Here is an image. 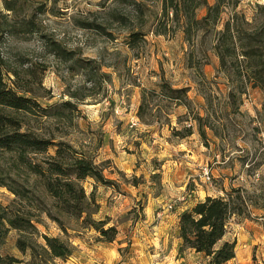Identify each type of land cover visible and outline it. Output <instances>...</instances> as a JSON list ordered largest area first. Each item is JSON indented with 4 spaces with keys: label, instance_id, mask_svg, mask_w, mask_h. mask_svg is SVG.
<instances>
[{
    "label": "rangeland",
    "instance_id": "rangeland-1",
    "mask_svg": "<svg viewBox=\"0 0 264 264\" xmlns=\"http://www.w3.org/2000/svg\"><path fill=\"white\" fill-rule=\"evenodd\" d=\"M214 2L207 0L210 5ZM257 3L264 0H239L235 11L254 22ZM231 8L223 7L216 29L223 28ZM206 11L202 6L195 16L200 18ZM170 19L171 15L167 22L161 18V0H0L2 58L18 69L32 66L40 75L42 84L34 87L41 106L59 108L63 101L75 106L62 109L64 116L54 115L56 109L31 117L28 125L104 162V174L116 182L115 186H94L91 178L82 182L86 194L94 187L100 213L94 218L112 219L119 232L111 256L91 252L98 243L94 228L77 233L68 228L66 235L44 213L33 217L37 232L32 240L36 243H43L42 233L68 238L77 247L72 258L82 264H155L162 257L158 235L162 233V240L175 238L177 213L206 195H221L222 188L244 186L250 190L252 185L264 184V89L247 80L241 84L233 73L226 77L212 48L213 31L195 29L188 41L181 23ZM165 23L166 33H156ZM131 31L144 34L129 42ZM45 37L84 60L94 59L106 77L77 66L69 68L71 62L61 63L44 48ZM160 79L173 87H187L192 111L203 115L208 106L215 133L206 129V137L201 138L183 105L172 104V113L166 117L177 128L191 124L192 133L183 138L172 134L161 111L158 119L147 116L153 120L151 124L140 121V89H158ZM229 91L235 98L228 97ZM151 103L165 109L164 99L155 97ZM13 161L10 154L0 152V168L50 203L37 180ZM134 176L136 186L132 185ZM0 203L28 207L4 186H0ZM31 205L37 213L36 204L32 201ZM253 224L264 230L263 210L252 209L249 219H230L225 237L231 239L234 232ZM19 237L17 230L10 229L0 252L20 259L16 264L30 263L29 250L25 254L16 247ZM91 256L97 262H90ZM188 259L195 264L205 260L194 255ZM34 260L39 262V258ZM48 264L69 263L50 260Z\"/></svg>",
    "mask_w": 264,
    "mask_h": 264
},
{
    "label": "trees",
    "instance_id": "trees-1",
    "mask_svg": "<svg viewBox=\"0 0 264 264\" xmlns=\"http://www.w3.org/2000/svg\"><path fill=\"white\" fill-rule=\"evenodd\" d=\"M238 2L239 0H215L210 5L207 0H161V18L167 22L171 15L170 20L181 23L188 41L192 40L195 29L213 31L212 48L218 58L220 70L224 71L226 77L229 78L233 73L241 84L247 80L253 86L264 89V3H257L254 22H249L241 13L235 11ZM202 6L207 11L197 18L195 11ZM224 6L232 7L230 16L222 29H216ZM6 8L12 10L10 6ZM32 23V20L28 21V26ZM89 26L97 25L90 23ZM165 26L166 23L156 33H166ZM143 34L140 31H131L128 34L129 42H135ZM42 42L44 48L61 63L71 62L69 68L77 66L106 77L94 59L84 60L49 37H45ZM41 84V77L36 75L32 66L26 69L11 67L0 54V152L10 154L14 160L13 165L23 168L28 176H33L50 199V203L46 204L34 191L27 189L24 183L0 168V186L6 187L14 197L28 204V207L21 208L0 203V244L10 229L17 230L20 237L16 247L22 253L26 254L27 250L30 252L32 261L27 264H36L34 259L37 258V264H48L54 259L65 260L77 250L70 239L61 236L42 233V244L33 241L32 236L37 232L33 217L40 214L44 213L66 235L68 228L77 233L80 229L89 227L98 233L95 238L97 242L108 243L115 241L117 234L116 226L109 224V219L94 218L99 206L95 201L94 187L86 194L82 183L86 178H91L94 186H115L116 182L104 174L105 163L96 162L91 155L78 150L71 143L44 136L28 125L31 117L50 114L56 109L58 111L54 115L64 116L62 109L75 108L70 101H63L59 108L41 106L35 94V87L39 88ZM157 85L158 89H140L141 101L137 109L140 121L151 124L153 120L147 116L158 119L161 111L166 118L172 113V104L183 105L188 109L186 114L196 123L201 138L206 137V129L215 133V125L207 112L208 106L204 107L206 113L203 115L190 109L187 87H173L164 79H160ZM155 97L164 99L165 109H158L159 104L151 103ZM228 97L235 98L233 91L228 92ZM181 117L178 116V120ZM166 124L171 127L172 134L180 138L192 133L190 123L177 128L166 118ZM49 148L53 149L52 153L48 151ZM152 177H157V174L153 173ZM137 184L134 176L132 185ZM252 187L250 190L244 186H230L229 190L222 188L221 195H206L181 211L178 216V251L190 249L200 253L206 264H224L232 259L235 256L236 240L225 237L230 219H249L252 209L264 211V184ZM32 201L36 204L37 213L32 211ZM34 221L39 222L37 219ZM18 262L20 259L17 257L2 255L0 252V264Z\"/></svg>",
    "mask_w": 264,
    "mask_h": 264
},
{
    "label": "crops",
    "instance_id": "crops-1",
    "mask_svg": "<svg viewBox=\"0 0 264 264\" xmlns=\"http://www.w3.org/2000/svg\"><path fill=\"white\" fill-rule=\"evenodd\" d=\"M179 214L180 212L177 213L178 216ZM97 215L100 216L99 211ZM101 218H103V216H101ZM110 224H114L112 222V219L110 220ZM174 233H175V238H173V236H170V238H172L171 241L169 239L162 240L163 235L162 233H159L158 235L160 239L159 251L160 254H162V257L159 258V260H157L155 264H195L193 262H190L191 260L188 259V256L194 255L196 257H202L203 255H201L200 253H196L190 249L179 252L178 247L180 244V239L178 238V231L175 230ZM118 234L119 232L117 233V235ZM116 239H120V237H117ZM231 239L236 240L235 256L224 264H264V230L260 226L256 224L249 226L246 225L245 228L239 230L238 232H234L232 234ZM113 244L114 241L108 243L98 242L91 249V252L94 253V255L96 256H100L101 254H106L108 256L109 255L111 256L112 253H114V250L117 249V246H114ZM78 247L81 248V244H79ZM72 257L73 256L68 257V259L65 260H60V259H54V260L56 262L66 261V263L69 264H82L76 261ZM89 258H91L90 262H94L98 259L95 256H91ZM202 264H206V261L204 260Z\"/></svg>",
    "mask_w": 264,
    "mask_h": 264
},
{
    "label": "built area",
    "instance_id": "built-area-1",
    "mask_svg": "<svg viewBox=\"0 0 264 264\" xmlns=\"http://www.w3.org/2000/svg\"><path fill=\"white\" fill-rule=\"evenodd\" d=\"M204 176H205L206 178H208V172H207V170L204 171Z\"/></svg>",
    "mask_w": 264,
    "mask_h": 264
}]
</instances>
